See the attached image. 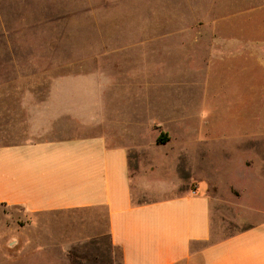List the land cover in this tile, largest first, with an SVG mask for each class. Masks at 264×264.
I'll return each instance as SVG.
<instances>
[{
	"label": "crops",
	"instance_id": "0c3cea01",
	"mask_svg": "<svg viewBox=\"0 0 264 264\" xmlns=\"http://www.w3.org/2000/svg\"><path fill=\"white\" fill-rule=\"evenodd\" d=\"M208 41L213 56L230 51L219 45L240 44ZM6 57L0 53V264H264L262 187L253 204L254 188L235 175L225 182L216 166L204 174L195 160L212 162L214 136L192 110L161 121L149 104L106 106L103 94L114 86L99 72L8 68ZM227 57L229 66L247 60ZM172 120L182 128L175 138ZM175 140L191 142L178 179L193 188L153 192L146 181L155 166L145 157ZM250 147L237 171L264 181V152ZM230 206L250 224L232 228L223 217ZM11 207L28 216L8 221Z\"/></svg>",
	"mask_w": 264,
	"mask_h": 264
},
{
	"label": "rangeland",
	"instance_id": "374dc122",
	"mask_svg": "<svg viewBox=\"0 0 264 264\" xmlns=\"http://www.w3.org/2000/svg\"><path fill=\"white\" fill-rule=\"evenodd\" d=\"M211 38L240 44L219 45L230 51L213 56ZM234 52L245 53L246 62L229 66ZM0 53L8 68L99 72L114 86L105 89L106 106L149 104L150 117L161 121L192 110L214 136L212 162L195 160L204 174L216 166L225 182L235 175L238 184L254 188L253 204L258 185L264 195L263 180L237 171L251 144L264 152V0H0ZM166 127L174 138L182 130L173 120ZM190 146L175 140L146 155L155 166L146 181L153 192L193 188L178 179L192 160ZM179 149L188 156H177ZM226 209L232 228L250 224L238 209ZM6 213L8 221L28 216L14 207Z\"/></svg>",
	"mask_w": 264,
	"mask_h": 264
},
{
	"label": "trees",
	"instance_id": "16d2710c",
	"mask_svg": "<svg viewBox=\"0 0 264 264\" xmlns=\"http://www.w3.org/2000/svg\"><path fill=\"white\" fill-rule=\"evenodd\" d=\"M167 140L166 134L163 132H160L158 137H157V141L158 142H165Z\"/></svg>",
	"mask_w": 264,
	"mask_h": 264
}]
</instances>
